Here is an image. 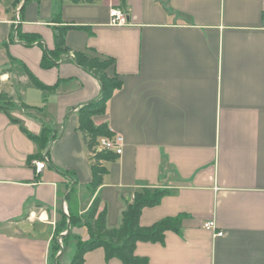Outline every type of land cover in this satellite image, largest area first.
<instances>
[{
    "label": "crops",
    "instance_id": "crops-1",
    "mask_svg": "<svg viewBox=\"0 0 264 264\" xmlns=\"http://www.w3.org/2000/svg\"><path fill=\"white\" fill-rule=\"evenodd\" d=\"M112 8L128 23L110 25ZM66 26L67 55L111 56L108 75L121 80L105 111L92 117L123 138L122 152L101 160L96 188L79 109L99 97L100 83L67 55L42 66L44 50L55 49L54 29ZM6 105L0 264H55L50 247L60 210L80 218L60 234L70 238L58 264H70L75 238L89 237L84 215L93 200L106 225L117 227L143 187L168 193L142 209L141 226L185 215L162 241L136 243L146 264H264V0H0ZM10 117L36 135L48 127L46 148L39 152ZM45 156L36 173L33 160ZM209 221L214 230L203 226ZM83 264L124 263L98 247Z\"/></svg>",
    "mask_w": 264,
    "mask_h": 264
},
{
    "label": "trees",
    "instance_id": "trees-1",
    "mask_svg": "<svg viewBox=\"0 0 264 264\" xmlns=\"http://www.w3.org/2000/svg\"><path fill=\"white\" fill-rule=\"evenodd\" d=\"M119 1L120 5L123 6L125 0ZM69 28L66 26L54 29L55 49L52 53L46 49L44 50L42 66L50 67L69 53V48L65 43V33ZM67 56L78 66L89 71L100 83L99 97L82 105L79 109V128L83 133L84 142L93 159L90 186L96 188L101 184L102 176L105 173L101 160L108 159L111 155V151L96 150L97 139L101 136L111 137L112 133L104 124L96 125L92 117L105 111L107 101L115 90L121 87V80L117 74L108 75V69L114 66L115 63L114 58L111 56L87 54L82 51H74L72 55ZM26 74L37 87H45L30 71L26 70ZM6 102L7 104H11L10 101ZM7 108V105L0 106V110H7ZM10 120L20 124V121L15 118L10 117ZM20 127L26 136L36 144L39 152L46 148L50 140V129L48 127H44L38 135L29 132L21 124ZM166 193H168L167 189L158 187H143L136 190L122 212L120 224L113 228H109L106 225L105 213L103 210H100L99 199L95 198L84 215V223L89 237L86 240L75 238L76 250L70 264H83L85 253L98 247L103 248L106 259L115 257L124 264H146V258L137 256L134 253L136 243L138 241H162L165 231L180 230L183 217L185 216L184 214H178L176 216L165 217L150 226L140 225L139 216L142 209L157 205ZM59 215L60 218L56 224V234L50 247V256L52 257V261H55V264H58L62 245L66 244L70 238L68 234H60L70 225L78 224L77 220H80V218H76L71 214L66 216L62 210L59 211ZM59 238H61L62 244H60Z\"/></svg>",
    "mask_w": 264,
    "mask_h": 264
},
{
    "label": "built area",
    "instance_id": "built-area-1",
    "mask_svg": "<svg viewBox=\"0 0 264 264\" xmlns=\"http://www.w3.org/2000/svg\"><path fill=\"white\" fill-rule=\"evenodd\" d=\"M19 9H17V12ZM128 23L127 16L117 8H112L110 10V25H123ZM123 146V138L120 135H112L111 137L101 136L97 139V151H111L116 154H120L122 152ZM48 164L47 157H43L42 159L33 160V165L35 168L36 173L42 171ZM203 226L207 229H215V225L212 221L206 222ZM214 235H222V231H217Z\"/></svg>",
    "mask_w": 264,
    "mask_h": 264
},
{
    "label": "rangeland",
    "instance_id": "rangeland-1",
    "mask_svg": "<svg viewBox=\"0 0 264 264\" xmlns=\"http://www.w3.org/2000/svg\"><path fill=\"white\" fill-rule=\"evenodd\" d=\"M67 256V255H66ZM68 257V256H67ZM67 257H65L66 259H68Z\"/></svg>",
    "mask_w": 264,
    "mask_h": 264
},
{
    "label": "water",
    "instance_id": "water-1",
    "mask_svg": "<svg viewBox=\"0 0 264 264\" xmlns=\"http://www.w3.org/2000/svg\"><path fill=\"white\" fill-rule=\"evenodd\" d=\"M128 200H130V198Z\"/></svg>",
    "mask_w": 264,
    "mask_h": 264
}]
</instances>
